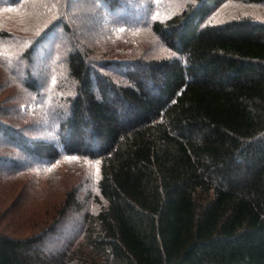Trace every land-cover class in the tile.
Wrapping results in <instances>:
<instances>
[{
  "label": "trees",
  "instance_id": "trees-1",
  "mask_svg": "<svg viewBox=\"0 0 264 264\" xmlns=\"http://www.w3.org/2000/svg\"><path fill=\"white\" fill-rule=\"evenodd\" d=\"M98 1L89 39L76 25L92 0H0L31 17L27 32L0 27V67L39 109L0 108V177L64 155L100 162L97 209L70 191L42 231L0 232V264H264V22L212 21L228 0H143L141 14ZM142 24L169 56L103 43ZM52 31L71 44L37 68Z\"/></svg>",
  "mask_w": 264,
  "mask_h": 264
},
{
  "label": "rangeland",
  "instance_id": "rangeland-1",
  "mask_svg": "<svg viewBox=\"0 0 264 264\" xmlns=\"http://www.w3.org/2000/svg\"><path fill=\"white\" fill-rule=\"evenodd\" d=\"M131 6H134L136 14H141L143 0H126ZM93 4L98 6L100 10L91 12L92 6H82V17L78 21L79 25L76 28L81 32V35L87 38L92 37V32L96 26V22L88 20V17L97 13L102 16L105 12L103 6L98 0H92ZM183 2V0H181ZM235 16H250L257 21L264 22V5L242 3L235 0H228L222 3L212 14L211 20L214 22H224ZM79 17V16H78ZM31 18V17H30ZM25 12L16 10H1L0 11V27H12L14 30L24 32L31 20ZM117 29L119 24L116 25ZM25 29V30H24ZM59 30V29H58ZM114 37L103 42L108 45H117L115 51L118 52L128 49L133 50L134 54L142 53L145 57L162 58L169 56L171 51L149 30L145 24L137 27L134 32H122ZM70 41L71 38H70ZM68 40H62L56 32H51L47 39L40 42V52L50 53L54 56L59 53L65 45H70ZM118 41V43H116ZM62 48L60 49L61 45ZM99 44V43H98ZM97 44V45H98ZM141 54V55H142ZM43 58V59H42ZM45 56H37V68H42L47 62H42ZM57 60H61L60 54L56 55ZM61 65V64H60ZM41 75V77H40ZM39 75L40 87L45 89L52 86L54 76L51 75V70L47 69ZM6 74L0 67V108L13 112L15 107L21 104L22 109L29 108L38 110L36 100L29 101V96L22 91L20 84ZM44 89V90H45ZM25 93L28 99L21 98L18 104H14L15 97L20 98V94ZM52 96V92H50ZM19 114V112H17ZM38 116V115H37ZM11 120L10 118H8ZM19 124L22 120L17 116L12 118ZM29 120V119H27ZM47 128V126H45ZM1 143V140H0ZM23 170L17 171L12 169L11 175L0 177V232H7L15 236H26L33 232L43 230L45 223L54 222L57 211L66 199L67 194L76 189L78 198L81 201L88 202V209L95 211L97 209V190L96 185L100 177V162L99 160L89 159L86 157L64 155L57 161L48 165L28 164ZM1 167V164H0ZM75 219H65L58 223V234L49 243H57L61 234L64 231H70L74 226L78 216L73 215ZM57 219L59 218V213ZM51 222V223H52ZM43 227V228H42ZM60 232V233H59Z\"/></svg>",
  "mask_w": 264,
  "mask_h": 264
},
{
  "label": "snow or ice",
  "instance_id": "snow-or-ice-1",
  "mask_svg": "<svg viewBox=\"0 0 264 264\" xmlns=\"http://www.w3.org/2000/svg\"><path fill=\"white\" fill-rule=\"evenodd\" d=\"M8 11H11V9H8Z\"/></svg>",
  "mask_w": 264,
  "mask_h": 264
}]
</instances>
